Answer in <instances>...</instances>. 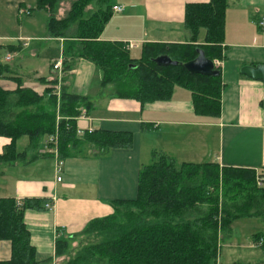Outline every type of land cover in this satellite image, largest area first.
I'll use <instances>...</instances> for the list:
<instances>
[{
	"label": "crops",
	"instance_id": "1",
	"mask_svg": "<svg viewBox=\"0 0 264 264\" xmlns=\"http://www.w3.org/2000/svg\"><path fill=\"white\" fill-rule=\"evenodd\" d=\"M34 1L0 0V20L10 23L16 18L19 24L18 37H0V53L6 48L4 62H11L10 55H20L26 49L36 57L53 47L60 56L50 60L47 76L37 70L27 74L8 65L11 72L22 87L41 96L43 104L49 100L48 89H54L51 95L63 89L87 98L92 105L87 114L73 120L81 144L63 159L59 156L63 161L60 182L56 181V159L47 151L49 136L34 143L28 137L19 138L14 143L13 160L0 162V199L38 201L42 207L23 214L37 264H63L65 258L54 256L57 239L80 234L91 221L112 215L113 202L136 198L144 154L151 158L154 153L164 155L179 165L216 164L264 176V85L239 73L245 66L264 65V27L258 26L264 18V0H227L221 57L212 60L218 63L214 69L219 71L221 82L218 116L196 113L191 94L183 88L174 89L167 101L142 105L109 96L111 88L102 90L101 73L89 61L77 60L63 71L62 52L67 41L47 35L48 14L37 10L44 14H38L41 27L38 22L35 30L33 23L29 24L32 31L22 28L27 21L37 20L31 7ZM209 1L107 0L111 7H121L122 11L112 13L99 39L135 44L137 47L129 50L132 58L139 56L145 44H189L190 36L183 25L185 6ZM23 11L29 15L21 14ZM57 17L63 18L64 14ZM23 18L27 21L21 22ZM204 38V30H200L194 45H204ZM56 63L61 65V72L53 70ZM2 83L8 84L9 90L16 87L11 81L0 80ZM96 131L129 133L131 148L97 155L85 139ZM10 144V139L0 137V155ZM239 221L234 222L235 229ZM261 228L258 233L264 235V225ZM237 235L235 231L234 238ZM10 257V242L0 241V262Z\"/></svg>",
	"mask_w": 264,
	"mask_h": 264
},
{
	"label": "trees",
	"instance_id": "2",
	"mask_svg": "<svg viewBox=\"0 0 264 264\" xmlns=\"http://www.w3.org/2000/svg\"><path fill=\"white\" fill-rule=\"evenodd\" d=\"M72 1L70 12L58 18L61 0H36V10L48 14L47 35L67 41L62 52L63 71H68L77 60H86L101 73L102 90L111 88L109 96L143 105L167 101L174 89L183 88L191 94L196 113L219 115V76L191 75L183 66L158 67L152 60L167 56L185 64L196 58L197 49L211 61L220 59L227 0L186 5L183 25L190 36L189 44H145L137 58L130 56L125 44L100 41L113 13L107 0ZM92 4L94 10L87 11ZM200 30L205 33L204 45L196 46ZM0 80L16 84L17 90L8 95H16L18 106H35L32 111L23 109L18 119L5 122L1 117L5 115L2 110L7 93L0 89V137L11 141L0 155V162L13 160L14 143L19 138L28 137L34 143L57 131L59 156L66 157L79 141L73 120L88 113L92 107L90 101L61 89L59 114L63 119L55 126L53 111L36 108L41 96L20 89V79L1 61ZM53 91L47 92L54 106ZM85 139L97 155L129 149L132 145L129 133L96 131ZM256 179L252 170L220 168L216 164L179 165L167 156L154 153L151 163L139 170L136 198L113 202L112 215L91 221L80 234L57 239L54 256L65 258L63 264H216L220 233L226 239L234 222L262 218L258 208L264 206V181L258 186ZM30 209L42 207L38 201L18 203L14 199H0V241L11 244L10 260L0 264H37L23 222L24 212ZM86 235L96 240L75 255H66L69 242ZM252 237L256 242L262 240L264 246L263 234Z\"/></svg>",
	"mask_w": 264,
	"mask_h": 264
},
{
	"label": "rangeland",
	"instance_id": "3",
	"mask_svg": "<svg viewBox=\"0 0 264 264\" xmlns=\"http://www.w3.org/2000/svg\"><path fill=\"white\" fill-rule=\"evenodd\" d=\"M115 1V0H111ZM71 2L72 0H61V3L59 4V7L57 9V14L59 15L60 13L68 14L71 10ZM94 3V0H93ZM33 8V14L36 17L34 22L32 21H27L23 18V20L27 21L26 23L28 24H23L22 28L27 32V31H32L33 28L30 26V23H33L34 30L36 29V23L39 22V16L44 15L43 12H39L36 10V3L35 1L32 3ZM95 6L93 4L91 6H88L86 8L87 11L90 9L91 11L94 10ZM5 18V17H4ZM6 24V25H5ZM38 27H41V22L38 23ZM18 31H19V24L17 19H12L10 23H6V20L2 19L0 20V37H18ZM3 43V42H1ZM5 49L2 50L0 53V61L1 63H5L11 67H14L18 70H21L24 73L29 74L33 70H37L38 72H42L43 76H47L49 74V66H50V60H58L60 54L58 53L55 48L51 47L49 50L46 51H40L36 57H31L28 54V49L22 51L20 55H10V58L12 59L11 62H4L3 60V55L5 54ZM5 81V80H4ZM8 81V80H6ZM14 83V82H13ZM12 83V84H13ZM15 84V83H14ZM13 84V85H14ZM16 86V85H15ZM1 90H5L7 95L5 96L6 99V104L5 107L3 108L2 112L5 114L1 117L3 121H13L18 119V114L23 109H30L31 111L35 109L34 105L30 106H18L16 104L17 102V97L16 95H8L10 93H14L17 90V86L13 90L8 89V84L2 83L0 85ZM20 89H25V90H31V88H25V87H20ZM55 96V104L54 106L51 105V103L46 101L44 104L42 101H40L37 105L36 108H42L44 111L51 112L53 111L55 114V126L62 120V117L59 114V108H60V93L59 95H51ZM49 99V97H48ZM27 107V108H26ZM57 134V143H56V149L59 146V134L58 131L56 132ZM83 143V142H82ZM79 144H81V141H78L77 144L73 147L74 149L77 147H80ZM58 151V150H57ZM143 164L144 166L149 165L151 163V157L147 156V154H144L143 156ZM259 212H262V218L259 219H246V220H241L237 222L238 225H236L235 229V224L232 225L231 231H228V234L226 239L222 238V234L220 233L218 243L216 244L217 246V257H216V264H264V248L262 247V243L259 244V241H254L253 235L262 232L261 226L264 225V206L258 208ZM120 212H124V210H120ZM263 223H262V222ZM263 225H262V224ZM238 233L236 238H234V234ZM224 236L225 233L223 234ZM96 240L94 236H82L81 238H77L73 241H70L67 247L68 253L66 255H75L77 251H80L82 247L86 246L87 244H91ZM245 247H248L249 250H247ZM251 246V247H250ZM253 249V250H251Z\"/></svg>",
	"mask_w": 264,
	"mask_h": 264
},
{
	"label": "water",
	"instance_id": "4",
	"mask_svg": "<svg viewBox=\"0 0 264 264\" xmlns=\"http://www.w3.org/2000/svg\"><path fill=\"white\" fill-rule=\"evenodd\" d=\"M195 53L196 58L185 64L172 61L167 56H159L153 59L152 62L158 67L183 66L184 70L191 75H199L210 78L218 77L219 71L214 69L213 62L205 57L204 52L200 49H197ZM239 73L252 81H258L264 85V65H257L254 67L245 66L240 69Z\"/></svg>",
	"mask_w": 264,
	"mask_h": 264
},
{
	"label": "built area",
	"instance_id": "5",
	"mask_svg": "<svg viewBox=\"0 0 264 264\" xmlns=\"http://www.w3.org/2000/svg\"><path fill=\"white\" fill-rule=\"evenodd\" d=\"M112 11L114 13H120L122 11L121 7H112ZM21 14L23 15H29V12L28 11H23L21 12ZM258 26L260 28H263L264 27V18L261 19L260 22H258ZM127 49L130 50V49H135L137 46L135 44H131V43H128L127 44ZM10 58L9 57H6V61H9ZM214 66H216L218 68V63L215 62ZM53 70L55 71H58V72H61V65L59 63H56L53 65ZM57 96L59 95V91H57ZM63 119V118H62ZM67 120V119H66ZM91 131H89L90 133ZM56 143H57V134L55 135H50L48 137V140H47V144L50 146L49 149H47L48 153L54 155L55 159H56V174L58 175V177L56 178V181L57 182H60L61 180V172H62V167H63V161L59 158V155H58V152H57V149H56ZM257 185L258 186H261V181H264V177L261 178V176L257 175ZM45 208L49 209V205H46ZM263 243L262 240L259 241V244Z\"/></svg>",
	"mask_w": 264,
	"mask_h": 264
}]
</instances>
